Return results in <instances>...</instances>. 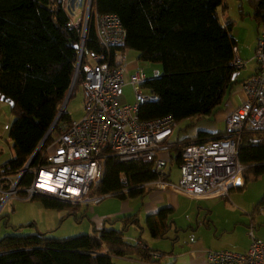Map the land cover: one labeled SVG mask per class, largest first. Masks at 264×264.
I'll return each mask as SVG.
<instances>
[{
    "label": "trees",
    "instance_id": "16d2710c",
    "mask_svg": "<svg viewBox=\"0 0 264 264\" xmlns=\"http://www.w3.org/2000/svg\"><path fill=\"white\" fill-rule=\"evenodd\" d=\"M248 1L253 18L264 25V0ZM93 8L99 14H116L127 33L125 50L134 51L140 61L161 68L159 78L144 84L158 101L141 108L142 120L170 116L180 124L191 118L211 119L224 107L237 84L238 73L234 66L237 48L232 35L234 24L224 26L221 22L220 14L227 9L226 0H94ZM68 22L59 0H0V98L14 104L9 138L15 154L0 168L3 176L15 175L25 168L53 126L74 84L80 37L68 27ZM85 49L104 51L98 43L92 16ZM85 63L86 55L70 98L82 87ZM71 122V116L64 111L54 131ZM220 136L200 132L197 138L179 142L170 151L179 165L185 146ZM51 142L49 136L31 169L40 164ZM239 157L247 166L244 188L251 174L253 181L264 175V132L243 133ZM103 166L102 180L92 194L128 190L117 197L144 198L146 192L141 186L158 180L151 165L144 162H121L107 156L103 158ZM32 179L33 174L27 172L23 183ZM33 200L47 210L80 207L46 196ZM174 214L173 208L161 209L146 217L145 227L138 213L107 219L102 229L94 227L91 234L73 238H56L41 231L22 234L23 229L33 227L34 223L14 227L15 234L0 237V264H115L113 256L131 255L158 263L153 254L163 258L164 252L145 249L141 240L132 243L126 234L132 227L141 232L147 228L153 239H167ZM107 224L112 227L107 228ZM119 224L121 227H115ZM5 225L8 227L9 223Z\"/></svg>",
    "mask_w": 264,
    "mask_h": 264
},
{
    "label": "built area",
    "instance_id": "2783aa9c",
    "mask_svg": "<svg viewBox=\"0 0 264 264\" xmlns=\"http://www.w3.org/2000/svg\"><path fill=\"white\" fill-rule=\"evenodd\" d=\"M93 3L94 0H59L69 19L68 27L76 30L80 37L81 65L86 55L82 84L84 115L51 132L52 142L38 166L24 168L11 176L0 172V216L9 202L31 201L36 196L88 207L105 198L126 194L128 190L92 194L102 180L103 158L107 156L121 162L150 164L158 180L141 187L169 189L191 200L224 197L230 190L242 187L247 169L239 157L242 135L246 131L264 132V28L254 57L258 63L257 73L242 84L244 102L227 116L226 128L220 137L184 147L179 166L181 178L177 184H172L164 181L168 161L160 154L174 146L173 135L178 124L170 116L149 121L140 118L143 106L158 101L144 84L159 78L160 73L156 70L148 76L137 68L128 80L131 69L128 50H125L126 30L116 14H99ZM91 16L98 43L104 50L102 53L85 49ZM234 66L240 71L246 63L235 57ZM127 85L133 88L134 102L121 106L118 98ZM27 172L33 174V179L24 184ZM248 235L251 242L245 253L209 250L208 264H264V241L257 238L253 224ZM153 259L160 261L162 257L154 253Z\"/></svg>",
    "mask_w": 264,
    "mask_h": 264
},
{
    "label": "crops",
    "instance_id": "0c3cea01",
    "mask_svg": "<svg viewBox=\"0 0 264 264\" xmlns=\"http://www.w3.org/2000/svg\"><path fill=\"white\" fill-rule=\"evenodd\" d=\"M245 3L246 5H248L247 9H244L242 6ZM240 4V16L234 18L232 17L231 19V17H226L223 14V17H221V22L224 26L229 23H233L235 26L236 22L240 20L243 24L248 23L247 25H249V27L251 28L252 35L250 42L245 39H240L241 37H239L238 35L239 32L235 30V27L232 31V35L237 41L236 57L239 58L241 61L245 62L246 67L238 71L237 75L235 76L237 84L233 87L231 93L227 97L224 103V107H221L211 119L191 118L178 124V128L173 135V141L175 143L174 145H177L179 142H182L184 140L195 139L197 138L200 132H206L210 134H222L226 128L227 116L231 112L236 110L245 100V93L243 91L242 84L257 73L258 63L254 59V57L257 48L258 38L261 32L263 31L264 25H259L258 22L253 18V9L250 6L248 0H240ZM129 51L130 50H128V52ZM132 67L133 63L130 62V69H132ZM158 68L159 70L157 71H159V73L161 74V68L159 66ZM9 107L11 106L8 102L0 101V113L6 109H9ZM10 124L11 123H4L2 120H0V168L5 163L13 159L15 155L14 150L10 149L11 156L8 158L5 156L4 150L5 146H8L10 148L12 147L11 145H13L11 139L9 138ZM160 157L168 161L167 177L164 178V181L167 183L177 184L170 181V174L172 169L171 165L174 162L176 163L174 159V153L171 151L164 152L160 154ZM177 166L180 170V164H177ZM263 176L264 175L260 176L256 181H258ZM122 178L125 179L124 176H122ZM250 178L252 180L251 175ZM247 184L244 188L243 185L240 188L230 190L229 194L224 197L198 201L189 199L192 202H197L196 207L198 208V210H196L195 206H193L194 208L192 211H197L198 214H196V216H198V218L196 219V224H189L186 227L185 225L176 226L177 218H175L176 213L178 212V210H180L181 207L180 197L184 196L165 188H144L146 192V196L144 198L139 197L136 199L127 200L121 199V209L118 211V215H95L89 218L90 221L94 223L95 228L102 229L105 226V221L107 219L114 220L127 215L138 213L140 216L141 223L145 227L144 221L147 216L156 214L159 210L164 208H173L175 210V214L173 216L174 224L171 226V230L168 234L167 239H153L150 235L151 241L153 240V242L149 243V241H147L143 237V235L138 236V231L135 230L134 227H132L133 233L130 232L132 231V228H130L126 234V239L128 241L135 243L140 242L139 240H141L144 243L145 249L149 248L159 252H164L166 256H164L158 263L148 262L136 255H131L127 257L113 256V262L115 264H208L207 252L209 250L220 251L214 248L219 246L221 238L223 237V235L229 232V228L233 224L236 225L239 222L241 226L247 228L248 230L251 224H253L255 227V234L257 238L264 241V197L262 198V201H260L261 204L258 203L253 209V200L247 202L248 198H245V193L247 191H243L244 189H246ZM240 191H242V193H240ZM111 197H117V195ZM236 199H239L238 201L243 204H246V206L248 205V208H246V206H243L244 209H241L242 207L240 208L243 214L240 212L239 218H237V216L235 217L234 215V213L238 210H236L235 207L230 206L227 203L228 200L236 201ZM19 201L23 202V204L27 203L24 200ZM16 202L17 201H12L11 204H9L11 206H14ZM37 207L41 206L38 205ZM8 213L9 211L4 212V214ZM50 213L51 210H47V212H45V215L49 217H54V214ZM4 214L2 213L1 215L3 216ZM36 220L37 219H35L34 217L33 221L35 222ZM3 224L4 220L0 221V226H2ZM106 227L110 228L112 226H109L107 224ZM115 227L119 228L121 227V224L116 225ZM145 229L147 230V228H144L142 230L143 233ZM26 231H28L29 234L34 232L32 230ZM189 233L192 234L188 235ZM157 240L172 242L173 244H168L166 248L168 250L171 248V250L168 252L160 251V247L156 246L157 242L155 241ZM247 250L248 247L244 252L241 253H245Z\"/></svg>",
    "mask_w": 264,
    "mask_h": 264
},
{
    "label": "rangeland",
    "instance_id": "374dc122",
    "mask_svg": "<svg viewBox=\"0 0 264 264\" xmlns=\"http://www.w3.org/2000/svg\"><path fill=\"white\" fill-rule=\"evenodd\" d=\"M227 3V9L225 12L226 17H238L240 16V10H241V4L240 0H226ZM244 9H247L248 5L243 4L242 5ZM222 10H220L221 12ZM221 17H223V13L221 12ZM222 21V18H221ZM248 23H242V21L236 22L235 30L239 32L240 39H245L250 42L251 40V28ZM234 30V31H235ZM128 62L133 63V67L130 70V73L128 74V80L129 77L134 73V71L138 68H141L144 70V72L151 76L154 74L156 70H159L157 65L149 64L142 62L138 59V55L134 51L128 52ZM119 104L121 106L132 104L134 102V93L133 88L130 85H127L123 89L122 95L118 98ZM66 113H68L72 120H80L84 115V100H83V89L80 87L74 94L72 98H70L67 102ZM0 120H2L4 123H12L14 120V116L11 110V107L9 109H6L0 113ZM12 146V145H11ZM10 149H13V147L5 146V156L10 157L11 151ZM171 174H170V181L173 183H178V181L181 178L180 170L177 166V164L174 162L171 165ZM252 177V174H251ZM243 191H247L245 193V198L247 199V202H250L253 200L254 206L258 203L261 204L260 201H262V198L264 197V176L261 177L258 181L250 180L247 184L246 189ZM242 193V191H240ZM233 199V198H232ZM239 199L227 201V203L230 206H233L238 210L234 213L235 217L239 218L240 212L244 209L243 206H246V204H243L238 201ZM27 203L17 201L14 206H11L9 203L4 206V208L1 211V214L4 212L9 211L8 214L3 215L4 224L1 226L0 230V237H5L7 235L15 234L14 227H20L22 225H29L31 223H34L35 225L33 227H27L23 229L21 232L24 235H28L29 232L26 230H32L34 232L45 230L44 232L49 231L50 236L56 237V238H73L77 237L79 235H86L91 234L94 230V223L90 221L89 217H93L95 215L98 216H105V215H118V211L121 209V202L122 200L118 197H108L104 199L103 201L99 202L96 205H91L88 207H78V208H67L64 211H57V210H51L50 214H54V217H49L45 215V212H47V209H45L42 204L37 200L32 201H25ZM181 207L180 210L176 213L175 218H177L176 226H188L189 224H196V219L198 216H196L197 211L193 212V206H195V209L198 210L196 207L197 202H192L191 200L180 197ZM41 207H37L38 205ZM242 206H241V205ZM261 206V205H260ZM41 208V209H40ZM248 208V205L246 206ZM231 212V211H230ZM227 213V212H226ZM242 213V212H241ZM239 214V215H238ZM243 214V213H242ZM37 219L35 222L33 219ZM31 221V222H30ZM9 223L8 227H6L5 223ZM138 231V236L143 235V237L150 242L151 237L150 233L145 229L144 233L141 232V230L136 229ZM41 231V232H43ZM32 232V233H34ZM133 233V228L132 231ZM31 234V233H30ZM192 233H189L190 235ZM174 236V235H172ZM156 246L160 247V251H170L171 248L168 250L166 249L168 244L172 245L173 243L170 241H164V240H157L155 241ZM250 238L248 235V229L241 226V224L238 222L236 225H232L229 228V232L223 235V237L220 240V244L218 247H215L216 250H227L232 252H244L246 248L250 246Z\"/></svg>",
    "mask_w": 264,
    "mask_h": 264
},
{
    "label": "water",
    "instance_id": "95a60500",
    "mask_svg": "<svg viewBox=\"0 0 264 264\" xmlns=\"http://www.w3.org/2000/svg\"><path fill=\"white\" fill-rule=\"evenodd\" d=\"M77 48L80 49V46H77ZM80 68H81V59L79 60L78 65H77V71H76V76H75L74 84L72 85V87H71V89H70V91H69V93H68V95H67V98H66L64 104H63L62 107H61V110H60V112H59L58 117L56 118V120H55L53 126L51 127V129H50L49 132L47 133V135H46V137L44 138V140H43L42 144L40 145V147L37 149V151L34 153V155L31 157V159L29 160V162H28L27 165L25 166V169H29V168H30V166H31V164H32V162H33V160L35 159L36 155H37L38 152L40 151L41 146H42L43 143L46 141V139L50 136L51 132L54 130L56 124L58 123V121H59L61 115L64 113L65 108H66V105H67V102H68V100L70 99L71 94H72V92H73V88H74V85H75V82H76V78H77V75H78V73H79ZM0 101H4V99H3V98H0ZM9 104H10L11 107L14 105L13 103H9Z\"/></svg>",
    "mask_w": 264,
    "mask_h": 264
}]
</instances>
